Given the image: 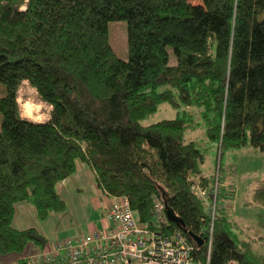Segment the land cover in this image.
Returning <instances> with one entry per match:
<instances>
[{
  "label": "trees",
  "instance_id": "obj_1",
  "mask_svg": "<svg viewBox=\"0 0 264 264\" xmlns=\"http://www.w3.org/2000/svg\"><path fill=\"white\" fill-rule=\"evenodd\" d=\"M118 20L127 60L108 42ZM25 82L50 106L48 120L21 113ZM167 103L175 118L143 125ZM201 123L220 172L230 150L264 152V0H0V256L44 248L39 229L13 226L16 205L40 221L65 211L58 189L84 165L102 192L130 199L137 220L152 221L157 202L172 208L183 224L168 229L204 240L201 264H264L228 209L208 251L212 195L191 191L213 185L202 173L208 148L185 140ZM254 201L264 203V182Z\"/></svg>",
  "mask_w": 264,
  "mask_h": 264
},
{
  "label": "rangeland",
  "instance_id": "obj_2",
  "mask_svg": "<svg viewBox=\"0 0 264 264\" xmlns=\"http://www.w3.org/2000/svg\"><path fill=\"white\" fill-rule=\"evenodd\" d=\"M108 31V42L111 49L119 57L127 60L129 58L127 22L125 20L110 21ZM18 102L20 103L21 113L30 121L44 122L50 118V106L46 102L40 101L37 90L31 87L28 82H25L20 87ZM179 110L174 109L168 103L161 104L156 113L145 118L143 125L154 124L167 118H175ZM185 140L188 142L197 140L201 142L203 148H208L206 162L203 164L202 171L210 172L213 170L212 175H214L216 173L215 171L219 168V159L221 156L218 154L214 143L207 141L203 123L198 125L197 129H190L185 135ZM222 161L223 180L225 183L234 187L233 198L232 195L228 197L230 198L228 202L229 206H234V198L238 195L235 205L237 206L238 204L240 210L235 214L236 217L234 214H231L232 217L234 216L235 231L241 232L242 236L246 239L253 238L257 243H262V239H259V237L264 236V203L255 202L254 195L255 190L264 182V152L260 150L255 152V149L248 145L245 148L226 152ZM233 167L236 174L230 176L226 171ZM83 177L84 180L79 183L76 182V178H70L67 185H60L58 190L68 203L65 211L51 216L47 221H40L34 214L29 203L19 202L16 205V216L13 226L21 230L36 228L43 235H47L50 238L53 237V239L57 237L72 238L76 233H86L91 224L99 223L98 221L103 213V209L99 208L100 201L104 204V198L108 196L102 190L97 189L96 184L94 187L96 177L91 168H89L88 173ZM77 183L80 184V187L76 186ZM226 189L225 184L224 189H222V196ZM207 206L210 214L211 207L209 203ZM255 248L264 253V244L262 246L255 244ZM41 250V246L29 242L26 250L22 253L0 256V264H16L17 258L22 254L25 255L29 251L31 253L30 256L33 257V255H38Z\"/></svg>",
  "mask_w": 264,
  "mask_h": 264
},
{
  "label": "built area",
  "instance_id": "obj_3",
  "mask_svg": "<svg viewBox=\"0 0 264 264\" xmlns=\"http://www.w3.org/2000/svg\"><path fill=\"white\" fill-rule=\"evenodd\" d=\"M215 172L211 176L214 183L211 189L196 182L191 188L192 193L202 198H207L209 193L212 195V200L208 201L212 217L208 251L217 213L229 207L230 198L222 196L225 184L228 194L234 193V187L224 182L223 172L219 168ZM226 172L230 176L236 174L234 167ZM106 194L110 203L105 209L104 228L49 241L38 256L19 264H201L195 259L198 244L168 229L170 220L161 201L155 205L152 221L142 222L137 220L127 196Z\"/></svg>",
  "mask_w": 264,
  "mask_h": 264
},
{
  "label": "crops",
  "instance_id": "obj_4",
  "mask_svg": "<svg viewBox=\"0 0 264 264\" xmlns=\"http://www.w3.org/2000/svg\"><path fill=\"white\" fill-rule=\"evenodd\" d=\"M254 149V148H253ZM255 152H257L256 151V149H255ZM88 170H89V167L88 166H84V165H82V166H80V169L78 170V172L77 173H75V174H73V175H71V176H69V179H67L65 182H63L62 184H64V185H67V183L69 182V180H70V178H76V182H80V181H83L84 180V177L83 176H85V174L86 173H88ZM202 173H204L205 175H212V173H213V170H211L210 172H203L202 171ZM232 182V181H231ZM77 183V185L76 186H78V187H80V184H78ZM95 184L96 183H94V187H95ZM78 187H77V189H78ZM97 188V187H96ZM98 189V188H97ZM80 190V189H79ZM97 192V191H96ZM106 197V196H105ZM237 197H238V195L236 196V198H234L235 200L233 201V203H234V206L233 207H231V206H229L227 209H228V213H229V215L231 216V214H234V216H235V214L240 210L239 209V205L237 204V206L235 205V202H236V200H237ZM105 200V203L104 204H102L101 203V201H100V206H99V208H101V209H103V213L101 214V218L99 219V223L98 224H91L90 226H89V229H88V231L86 232V233H88V232H94V230H96V229H102V228H104V226H105V224H106V222H105V220H104V215H105V212H106V208H107V206L109 205V200L107 199V197L106 198H104ZM235 206H236V209H235ZM230 208V209H229ZM233 216V217H234ZM232 217V216H231ZM232 217V218H233ZM236 217V216H235ZM15 221V220H14ZM233 221H234V219H233ZM235 222V221H234ZM14 224V223H13ZM81 234V232H79V233H76V235H74L73 237H77L78 235H80ZM242 234V233H241ZM44 236H46L47 238H49V241H52V240H55V239H57V238H59V237H57V238H55V239H53V237L52 238H50V237H48L47 235H44ZM61 238H70V237H61ZM253 239V238H252ZM259 239H262V243L260 242V243H255L256 245L257 244H259V245H261L262 246V244H264V236H262V237H259ZM254 244V245H255ZM30 246V245H29ZM30 248H32V247H30ZM43 249V248H42ZM42 251V250H41ZM40 251V252H41ZM39 252V253H40ZM30 252L28 251V252H26V254L25 255H21L20 257H18L17 258V262H16V264H19L20 262V260H22V259H28V257H31L30 256ZM39 255V254H38ZM37 254L36 255H33V257H35V256H38Z\"/></svg>",
  "mask_w": 264,
  "mask_h": 264
},
{
  "label": "water",
  "instance_id": "obj_5",
  "mask_svg": "<svg viewBox=\"0 0 264 264\" xmlns=\"http://www.w3.org/2000/svg\"><path fill=\"white\" fill-rule=\"evenodd\" d=\"M165 208H166V215H167V218L169 220H173V221H176L178 223H181L183 224V221L181 219H179L175 213V211L172 209V208H168L166 205H165ZM190 236L191 238L196 241V243L199 245V246H203L204 245V240L202 239V237L198 234H193V233H190Z\"/></svg>",
  "mask_w": 264,
  "mask_h": 264
},
{
  "label": "bare ground",
  "instance_id": "obj_6",
  "mask_svg": "<svg viewBox=\"0 0 264 264\" xmlns=\"http://www.w3.org/2000/svg\"><path fill=\"white\" fill-rule=\"evenodd\" d=\"M29 113V112H28ZM29 114H31V113H29Z\"/></svg>",
  "mask_w": 264,
  "mask_h": 264
}]
</instances>
